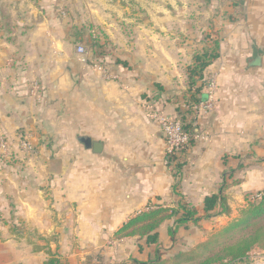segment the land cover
<instances>
[{
	"label": "crops",
	"instance_id": "0c3cea01",
	"mask_svg": "<svg viewBox=\"0 0 264 264\" xmlns=\"http://www.w3.org/2000/svg\"><path fill=\"white\" fill-rule=\"evenodd\" d=\"M171 1L141 0L136 8L148 16L138 20L71 0L82 14L71 20L58 12L59 0H0V236L27 226L57 236L59 254L98 264L100 251L113 263L107 245L137 239L113 235L149 204L181 196L203 217L204 198L241 163L250 167L226 192L231 216L235 199L264 189V35L231 28L204 72L211 110L197 112L200 136L173 190L159 118L178 116L185 68L200 43L185 30V11L198 5ZM256 11L253 24L264 27V2ZM258 55L260 66H250ZM2 239L0 251L16 244ZM138 245L149 251L144 238Z\"/></svg>",
	"mask_w": 264,
	"mask_h": 264
},
{
	"label": "rangeland",
	"instance_id": "374dc122",
	"mask_svg": "<svg viewBox=\"0 0 264 264\" xmlns=\"http://www.w3.org/2000/svg\"><path fill=\"white\" fill-rule=\"evenodd\" d=\"M14 1V0H13ZM89 2H93L94 0H85ZM98 1L103 8L106 6L117 8L118 11H121V14L130 13L133 18L140 19L148 16L147 14H142L136 7H140L141 0H135L137 3L134 7L129 5V0H95ZM171 0H167L169 2ZM177 1V0H173ZM171 1L170 3H172ZM17 2V1H14ZM59 11L62 16L68 13L70 15L71 20L82 19V14L78 12L77 7L75 5H70L68 2L71 0H59ZM81 3L84 0H80ZM179 2L184 3H192L195 2L198 7L193 10H186L185 15L188 19H190V25L185 28L188 36H193L194 39L199 40L200 46L194 50L201 51L203 48H211L213 40H220V36L222 34H226L228 29L231 30V33H236L237 30L241 31L245 35H255L258 33H262L264 35V27H257L253 24L254 21L260 18L259 11H256L258 4L264 2V0H182ZM140 3V4H139ZM206 3V4H205ZM84 4V3H83ZM207 5L208 9L205 11L201 7ZM169 7V6H168ZM206 7V6H205ZM102 8V9H103ZM127 8V9H126ZM211 8V11L209 10ZM126 9V10H125ZM103 11H105L103 9ZM169 13H177L179 14L181 10L174 12L173 10H168ZM150 18H156L155 14L150 12ZM156 13V12H153ZM183 13V12H182ZM129 17V16H127ZM264 17V16H263ZM87 33V32H86ZM89 34V33H88ZM186 34V33H185ZM97 32H95V36H98ZM95 39L90 40V46L95 47L96 43H94ZM220 42V41H219ZM96 48V47H95ZM105 52V51H103ZM209 83V81H208ZM214 91V89L212 90ZM209 93V88L207 89ZM210 94V93H209ZM178 104L180 106V112L185 111V106L183 101L178 100ZM197 124V122H196ZM198 125V124H197ZM199 126V125H198ZM200 134L196 136V140L199 138ZM243 169L240 171H244L250 165L241 163ZM240 165V164H239ZM239 171V170H238ZM237 173V170H236ZM229 171H226L225 175L227 176ZM235 175V174H234ZM233 175L232 178H228L229 182L233 180H238L239 178H235ZM238 183V184H239ZM237 184V185H238ZM236 185H230V187L226 190V192ZM261 189L259 191H262ZM225 192V195H226ZM257 193L258 191H254ZM227 202L229 205L228 196ZM234 200V198H232ZM242 201H238L235 199V213H230L225 216H215L208 220H199L198 222H188L185 225H177L175 223L176 218H171L165 221L163 224V228L161 230L162 241L158 245V249L162 255V260L166 264H189V262H184L183 258H177L179 255H199L204 254L206 250L200 249L199 246L202 244L214 240V238L221 233L224 229L231 226L232 223L239 220L242 216V212L248 207L247 199L245 201V194L242 197ZM248 199H252L249 198ZM243 202V204L241 203ZM185 203V202H184ZM179 203H172L166 205V207L178 209ZM188 206L192 207L191 203H187ZM195 208V206H193ZM230 208V207H229ZM219 210V209H218ZM199 216V215H197ZM204 216V215H203ZM170 230H174V235L171 236L169 234ZM232 233H229L228 236H231ZM11 238L15 240L16 243L13 247L10 245L8 247H4L3 251H0V264H38V261L41 260L39 258L44 257L43 255L46 252L47 258L50 256H54L61 260V258L65 259L64 261L67 264H90V261H84L85 258L78 257L77 254L70 255L66 252L65 255L59 254L57 248V236H43L38 233H33L29 229V227H17L16 230H10L8 233H3L0 236V240ZM127 238H137L136 240H127V242L118 243L113 241L110 243L111 245H107V250L104 252L106 257H109V260L114 264H130L131 261L137 260L136 258H144L153 257L154 256V248L156 247H148L149 251L140 247L138 242L143 238L139 237H124V238H116L113 235V240L121 241ZM2 239V241H4ZM13 242V241H12ZM147 247V245L145 244ZM50 248L45 250L46 248ZM61 247V245H60ZM141 248V249H140ZM210 248V247H209ZM2 252V253H1ZM44 252V253H43ZM103 252V251H102ZM193 252V253H192ZM39 255H38V254ZM41 253V254H40ZM37 254V255H36ZM148 256H147V255ZM100 255V251H99ZM97 256L96 261L98 260V264H103V258ZM104 255V256H105ZM36 256V257H34ZM69 257V259H67ZM100 257V258H99ZM185 257V256H184ZM62 261V260H61ZM69 261V262H68ZM93 261V260H91ZM63 262V261H62ZM112 263V264H113ZM95 264V263H93ZM223 264H264V253L261 252L257 247H253L251 251L248 253V257L244 259L242 262H230V260H226Z\"/></svg>",
	"mask_w": 264,
	"mask_h": 264
},
{
	"label": "trees",
	"instance_id": "16d2710c",
	"mask_svg": "<svg viewBox=\"0 0 264 264\" xmlns=\"http://www.w3.org/2000/svg\"><path fill=\"white\" fill-rule=\"evenodd\" d=\"M218 58L219 40H213L211 48H203L201 51L194 52L191 64L185 68L187 88L182 93L181 99L186 109L184 112L177 109V119L181 123L183 133L188 136V141L183 148L168 151L165 156V164L172 171L175 178L174 191L179 185L178 179L182 174L183 166L186 164L185 153L195 146L196 136L200 134V127L196 124V107L206 101L209 86L204 72ZM156 87L162 90L159 85H156ZM242 169L243 166L240 164L237 171ZM235 173L236 170L230 169L226 178H232ZM226 178L219 184L215 193H211L204 198L202 202L203 217L197 216V210L193 206H188L187 203L189 202L185 201L183 197L178 196V209L149 204L144 211L123 223L114 236L116 238L137 236L145 239L147 247H156L154 248L153 257L149 256L144 261L133 260L134 264H166L162 260V255L158 249L159 234L157 230L160 225L174 217H177L175 221L177 225H185L188 222L208 220L215 216H227L230 213V208L225 192L230 185H237L239 181L233 180L229 183ZM249 196L252 199H248ZM246 199L249 204L242 212L241 218L219 233L214 240L199 246L203 251L206 250L204 254L198 256L194 254L179 255L177 258H183L184 262H189V264H223L228 259L230 262H242L248 257V253L254 246L264 253V190L257 193L246 192L245 201ZM174 233V230L169 231L171 236ZM229 233H232V235L228 236ZM43 264L65 263L54 256H50Z\"/></svg>",
	"mask_w": 264,
	"mask_h": 264
},
{
	"label": "built area",
	"instance_id": "2783aa9c",
	"mask_svg": "<svg viewBox=\"0 0 264 264\" xmlns=\"http://www.w3.org/2000/svg\"><path fill=\"white\" fill-rule=\"evenodd\" d=\"M79 52H83V49L79 48ZM210 90H213V86L209 87ZM197 112L201 111L202 113H206L211 110V103L209 100H206L204 103L198 105L196 107ZM159 125L163 136L165 138L168 151L172 150H179L183 148L188 141V136L183 133L182 126L177 119L176 116L174 117H160L159 118Z\"/></svg>",
	"mask_w": 264,
	"mask_h": 264
},
{
	"label": "water",
	"instance_id": "95a60500",
	"mask_svg": "<svg viewBox=\"0 0 264 264\" xmlns=\"http://www.w3.org/2000/svg\"><path fill=\"white\" fill-rule=\"evenodd\" d=\"M14 1H19V0H14ZM260 64H261V56L260 55H258V56H256V58H254L253 60H251L250 62H249V65L250 66H260ZM100 147V145L98 144H94V147ZM96 151H98V150H96Z\"/></svg>",
	"mask_w": 264,
	"mask_h": 264
}]
</instances>
